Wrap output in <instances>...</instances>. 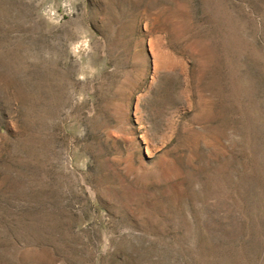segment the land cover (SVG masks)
I'll use <instances>...</instances> for the list:
<instances>
[{"label":"rangeland","instance_id":"obj_1","mask_svg":"<svg viewBox=\"0 0 264 264\" xmlns=\"http://www.w3.org/2000/svg\"><path fill=\"white\" fill-rule=\"evenodd\" d=\"M0 264H264V0H0Z\"/></svg>","mask_w":264,"mask_h":264}]
</instances>
